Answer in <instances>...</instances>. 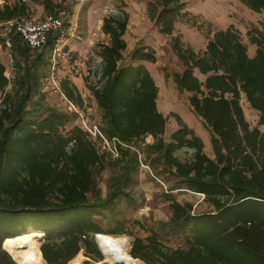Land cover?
I'll return each mask as SVG.
<instances>
[{"label": "trees", "instance_id": "16d2710c", "mask_svg": "<svg viewBox=\"0 0 264 264\" xmlns=\"http://www.w3.org/2000/svg\"><path fill=\"white\" fill-rule=\"evenodd\" d=\"M31 1L43 5L47 15L62 10L54 0ZM239 1L264 11V0ZM184 7L182 0H157L149 16L162 34L171 35ZM30 10L27 0L0 3V22L30 17ZM129 21L126 11L104 19L110 42L99 52V85L89 89L102 112L104 134L146 154V162L150 157L163 166L158 174L176 179L165 195L172 216L160 226L185 244L173 248L153 231L134 237L130 254L143 264H264V132L251 126L241 104L245 96L264 125V28L249 32L257 47L253 57L233 26L215 32L203 51L174 43L184 70L173 80L181 94H190L192 111L211 134V157L180 115H175L178 130L165 139L169 118L158 108L159 86L144 64L157 62L156 50L141 46L126 57ZM55 41L52 33L42 49L33 50L20 36L12 39L13 95L0 55V93L11 102L0 109V264H17L3 245L30 228L45 233L41 250L47 264H72L83 251L102 261L96 236L129 234V221L115 217L114 210L124 198L132 200L129 188L140 170L139 153L125 148L113 159L80 125L68 128L75 120L70 114L46 106L43 97L35 99L52 68ZM59 81L66 98L84 110L85 99L73 80ZM149 135L154 140L147 143ZM182 148L192 152L191 158H179ZM109 162L119 172L103 196L97 178ZM175 190L204 196L210 210L196 212L193 203L172 195Z\"/></svg>", "mask_w": 264, "mask_h": 264}, {"label": "rangeland", "instance_id": "374dc122", "mask_svg": "<svg viewBox=\"0 0 264 264\" xmlns=\"http://www.w3.org/2000/svg\"><path fill=\"white\" fill-rule=\"evenodd\" d=\"M17 1L0 0V3L14 5ZM156 1L54 0L62 6L58 16L62 17L66 24L68 54L58 60L55 71L52 68L48 71L47 78L43 80L41 90L35 99L43 97L46 106L55 107L70 114L75 120L68 125L69 129L75 124L81 126L80 118L62 96L53 92L50 83L53 72L57 79L69 77L73 82L75 80L78 83L79 89L83 92L85 108L82 111L87 121L100 127L102 112L89 89V85H99L98 72L102 61L99 52L102 45L110 42L109 36L103 32L104 19L112 14L126 11L130 16L125 35L128 43L126 57L141 46H152L156 50L157 62L155 64L145 62L144 64L159 86L158 108L169 118L165 139L170 140L171 134L178 130L179 123L175 115H180L204 140L206 153L214 157L211 134L204 126L203 121L192 111L189 104L190 94H181L174 83L173 75L184 70L174 50V43L178 42L182 47H191L196 51H203L215 32L233 26L239 31L243 43L248 48L249 55L254 56L257 47L251 43L249 32L256 27L264 28V11L255 12L239 0H182L185 7L177 15L174 32L171 35H164L149 16V9ZM27 2L31 9L30 18L41 20L48 16L43 5L31 0H27ZM9 36L6 29L0 27V41L3 42ZM8 53L7 50L0 51L2 61L7 68L11 65ZM167 75L170 76L169 79ZM197 75L202 80L205 78L199 71ZM14 76L15 71L12 77L14 78ZM49 84L50 88L47 89ZM13 87L12 83L8 88L12 95L14 94ZM1 97L2 94H0V100ZM7 104L11 106L10 101ZM241 104L251 126L260 127L264 132V125L259 124L260 113L250 106L245 96L242 97ZM97 145L101 152L106 151L101 141L98 140ZM177 155L185 161L191 158L192 152L182 148L177 152ZM146 157L147 155L143 153L139 173L129 188L132 200L124 198L114 210L115 217L129 221V234L121 236L127 239L129 253L134 237H146L153 231H157L160 239L173 248L185 246L181 237L174 235L169 228L160 226L161 223L170 221L172 216L171 202L165 195L176 179L167 173L158 174L162 172L163 166L154 165L152 163L154 159L150 157L146 162ZM118 172L119 170L114 163L109 162L107 169L97 178V188L103 196H107L110 190V180ZM171 193L182 203H193L196 212L210 210V206L204 201L205 197L202 195L188 190H175ZM100 221L105 229L109 227L104 219ZM138 222L146 228H142L137 224ZM32 230L33 228H30L27 232ZM78 261L80 264H109L104 262V259L99 262L90 259L84 251L79 254ZM44 262L47 264L45 260Z\"/></svg>", "mask_w": 264, "mask_h": 264}, {"label": "built area", "instance_id": "2783aa9c", "mask_svg": "<svg viewBox=\"0 0 264 264\" xmlns=\"http://www.w3.org/2000/svg\"><path fill=\"white\" fill-rule=\"evenodd\" d=\"M0 27L6 29L7 34L10 35L9 38L5 39L3 42L0 41V51L7 50L11 59V65L5 72V76L9 80L10 86L12 85V76L15 70L12 54V39L16 36H20L33 50H39L47 44L50 34H55L56 41L52 55V69L54 71L56 70L58 60L66 57L68 54L66 49V24L64 19L60 16L48 15L46 18L41 20L30 17H20L17 19L8 20L6 22H0ZM50 83L52 85L53 92L62 96L69 103L75 114L80 118L81 128L87 134H89L90 137L99 139L102 142L104 149L113 158H119L121 156L122 149L132 148L139 153L140 161H142V153H140L137 149L130 147V145L123 142L118 137L108 138L98 125H92L87 121L83 111L73 102L68 100L62 93L60 81L56 78L54 72L50 78ZM49 88L50 84L47 86V89ZM0 94H2L0 100V109H6L8 108V104L5 103L6 93ZM153 140L154 138L152 135H149L146 138L147 143L152 142Z\"/></svg>", "mask_w": 264, "mask_h": 264}, {"label": "bare ground", "instance_id": "6f19581e", "mask_svg": "<svg viewBox=\"0 0 264 264\" xmlns=\"http://www.w3.org/2000/svg\"><path fill=\"white\" fill-rule=\"evenodd\" d=\"M43 231L32 230L5 241V249L18 264H45L41 250ZM99 244L104 252V262L109 264H142L128 252L127 239L99 234ZM72 264H80L76 261Z\"/></svg>", "mask_w": 264, "mask_h": 264}, {"label": "crops", "instance_id": "0c3cea01", "mask_svg": "<svg viewBox=\"0 0 264 264\" xmlns=\"http://www.w3.org/2000/svg\"><path fill=\"white\" fill-rule=\"evenodd\" d=\"M205 49H206V48H205ZM205 49H204V50H205ZM256 50H257V48H256ZM198 52H199V51H198ZM250 56H251V55H250ZM254 56H255V55H254ZM251 57H253V56H251ZM197 72H198V71H196V74H197ZM74 83L78 86V88H80L79 85H78V83H77L75 80H74ZM79 90H80L81 94L83 95L82 90H81V89H79Z\"/></svg>", "mask_w": 264, "mask_h": 264}, {"label": "water", "instance_id": "95a60500", "mask_svg": "<svg viewBox=\"0 0 264 264\" xmlns=\"http://www.w3.org/2000/svg\"><path fill=\"white\" fill-rule=\"evenodd\" d=\"M98 236H99V234L96 236V240H97V242L99 243V238H98ZM42 243H43V240H42ZM99 246H100V244H99ZM3 247H4V245H3ZM100 248H101V246H100ZM4 249H5V247H4ZM6 250V249H5ZM101 250H102V248H101ZM102 252H103V250H102ZM103 254H104V252H103ZM14 259V258H13ZM15 260V259H14ZM16 261V260H15ZM17 262V261H16Z\"/></svg>", "mask_w": 264, "mask_h": 264}]
</instances>
